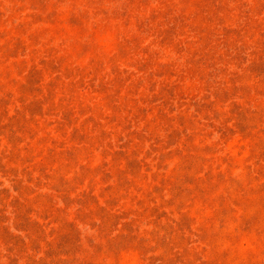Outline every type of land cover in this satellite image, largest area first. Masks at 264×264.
Here are the masks:
<instances>
[{
    "label": "rangeland",
    "instance_id": "374dc122",
    "mask_svg": "<svg viewBox=\"0 0 264 264\" xmlns=\"http://www.w3.org/2000/svg\"><path fill=\"white\" fill-rule=\"evenodd\" d=\"M0 264H264V0H0Z\"/></svg>",
    "mask_w": 264,
    "mask_h": 264
},
{
    "label": "trees",
    "instance_id": "16d2710c",
    "mask_svg": "<svg viewBox=\"0 0 264 264\" xmlns=\"http://www.w3.org/2000/svg\"><path fill=\"white\" fill-rule=\"evenodd\" d=\"M201 239H202V240H204V237H203V236H201ZM252 252H253V251H252Z\"/></svg>",
    "mask_w": 264,
    "mask_h": 264
}]
</instances>
